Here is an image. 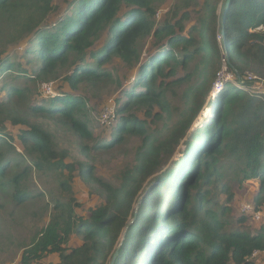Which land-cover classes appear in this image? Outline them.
I'll return each mask as SVG.
<instances>
[{
  "label": "trees",
  "instance_id": "trees-1",
  "mask_svg": "<svg viewBox=\"0 0 264 264\" xmlns=\"http://www.w3.org/2000/svg\"><path fill=\"white\" fill-rule=\"evenodd\" d=\"M158 1L66 0L69 11L56 16L53 0H0V180L14 185L16 209L43 196L20 186L32 169L61 193L50 201L55 214L15 264H109L117 247L114 264H264V219L252 216L264 215V0H229L226 10V0H203L198 23L189 28L185 22L197 0H175L157 25ZM148 36L152 49L141 60L138 43ZM17 49L29 69L12 61ZM224 53L233 78L210 95L209 121L189 132ZM113 57L136 63V72L133 86L116 101L120 118L105 143L93 137L81 95L59 92L32 102L28 88L10 84L54 81L66 70L69 89H98L112 80L104 65ZM195 57L208 78L183 94L185 106L173 125L150 130L162 113L169 119L176 112L166 90L187 80L174 77ZM248 72L263 83L243 80ZM39 119L61 122L84 150L88 142L90 149H110L138 136L135 164L121 171L117 186L104 182L88 162L66 160ZM180 145L181 155L170 160ZM221 156L233 160L241 187L256 185L252 210L236 217L246 230L228 228L233 217L226 203L234 195L221 184ZM74 175L92 195L88 206L74 196ZM210 186L228 192L226 200L217 201Z\"/></svg>",
  "mask_w": 264,
  "mask_h": 264
},
{
  "label": "rangeland",
  "instance_id": "rangeland-1",
  "mask_svg": "<svg viewBox=\"0 0 264 264\" xmlns=\"http://www.w3.org/2000/svg\"><path fill=\"white\" fill-rule=\"evenodd\" d=\"M65 2L66 0H53V3L58 9L56 16L69 11V6H67V3ZM174 2L175 0H160L157 2L155 13H158L159 15L155 16L154 14V19L157 25L161 24L163 20L169 16V10ZM202 4L203 0H197V2L190 8V19L185 22L187 28L198 23L197 18L201 15L200 8L202 7ZM102 39L103 36L101 35L100 38L95 41L94 47H99ZM152 40V37L148 36L139 41L138 49L140 51L141 60H144L148 51L152 49ZM16 51L11 56L12 61H21L22 66L29 69V66L25 65L20 57V50L17 49ZM87 61H91V58L87 57ZM222 61L220 68L212 80L204 105L199 113L200 115L192 122L189 132L201 128L205 120L207 121L211 118L210 106L212 107V105L208 103L210 95L214 96L216 94V91L222 87L221 82L227 77V64L224 58H222ZM104 68L106 72L111 74L112 80H110L106 86H102L98 89L85 85H80L75 90L69 89L67 83L62 79L63 75L66 74V70H64L56 80L52 81V84L55 95L59 94V92H70L76 95L79 94L85 99L87 104V124L93 133V137L97 141L105 143L110 140L112 130L120 118V115L115 110L117 107L116 101L123 96L124 88L133 86L132 80L136 72V63L133 64V66H128L119 57H113L104 65ZM208 76L209 72L202 67L198 57L189 61V65L186 68H179L174 78L187 77V80L182 84L166 90L167 100L171 103L172 107L177 108V110L172 113V116L169 119L167 118V114L162 113L160 119H156L154 123H149L150 130L154 128L155 124L158 127H163L165 124L173 125L180 115L179 112L185 106L183 94L189 87L199 84L202 80L208 78ZM231 79L229 81H231ZM10 84L28 88L27 92L30 94L29 100L32 102H40L42 100L41 98L48 97L41 89V84L39 83L35 85L28 80L19 78L18 80H10ZM255 88L261 89L259 87ZM213 89H215L214 92H212ZM4 96L5 94L1 93L0 99ZM107 107L114 108V118L110 120L111 122L102 123L103 121L100 122L101 112ZM155 110L158 111V108L156 107ZM132 112H135L139 118H143L141 111L135 109ZM38 121L54 134L58 148L65 151L68 155L66 160L88 162L93 167L94 175L104 182L117 186L120 181L119 176L121 171L135 164L134 157L136 147L141 144L138 136H131L121 145L110 149H90L93 142H88L87 146L89 147V150H84L79 144L78 137L61 122L43 119H39ZM15 131L16 130L14 129V132ZM184 148V145H180L178 148L179 151L177 149L178 152L176 151V153L171 156L170 160H176V158L181 155L180 153ZM232 163L233 160L231 158L223 156L219 158L218 163V169L222 173L220 180L221 184L226 183L229 188V193H233L234 195L232 201L226 203L231 211V216L233 217L228 228L246 230L248 224L239 225L236 222V217L240 215L239 207L242 203H249L250 205L254 204L251 194L256 190V185L252 183L254 181H250V184L247 185V187H241L233 175L234 168L230 165ZM21 185L33 194L42 192L43 196L35 199L33 203L26 208L16 209L11 201V196L15 189L14 185H9L8 181L0 180V264L16 263V260L20 257L24 247L31 243V240L38 232V229L45 226L51 220V216L55 214L53 205L50 203L51 198L53 199L61 196L57 183L51 178L44 177L35 169H32L27 178L21 181L20 186ZM72 185L76 187L74 189V196L77 201H82L88 206L92 201V195H90L87 188L79 182L77 175H74ZM210 189L212 192L216 193L215 199H217V201L224 202L226 200L228 192H220L219 188L215 189L214 186H210ZM86 212L85 209L83 214L86 215ZM260 216V219H264L262 212ZM257 256H259V253L253 255V257ZM259 258L262 259L263 257L259 256Z\"/></svg>",
  "mask_w": 264,
  "mask_h": 264
},
{
  "label": "built area",
  "instance_id": "built-area-1",
  "mask_svg": "<svg viewBox=\"0 0 264 264\" xmlns=\"http://www.w3.org/2000/svg\"><path fill=\"white\" fill-rule=\"evenodd\" d=\"M158 15H159L158 13H155V16H158ZM226 73H227V77H225V79H223V80H230L231 78H233V74H232V72H230V70L227 67V65H226ZM243 80H247V81L257 80V81H259L260 78L258 76H256V75L248 72V73H246L243 76ZM260 81L258 82L259 85L263 83L262 80H260ZM40 84H41L40 85L41 89L44 91L45 94H47L46 96L55 95V93L53 92L52 81L41 82ZM259 85L257 87H259ZM218 90L216 91V93L218 92ZM214 91H215V89H213L212 92H214ZM249 91H252V90L249 89ZM115 110H114L113 107L105 108V110L103 112H101L100 122L103 121L102 123H108L111 119L114 118ZM251 210H252V205H250L249 203H242L240 205V207H239L240 213H245L246 214V213H248ZM260 214L261 213L259 211H254L253 215H252L253 216V220H256V221L260 220V218H261Z\"/></svg>",
  "mask_w": 264,
  "mask_h": 264
},
{
  "label": "water",
  "instance_id": "water-1",
  "mask_svg": "<svg viewBox=\"0 0 264 264\" xmlns=\"http://www.w3.org/2000/svg\"><path fill=\"white\" fill-rule=\"evenodd\" d=\"M228 4H229V0H226V2H225V10H226ZM223 58H224L226 64L228 65V64L230 63V62H229V56H228V53H224ZM211 90H212V89H211ZM141 200H142V197L140 198V201H141ZM130 223H131V222H130ZM127 227H128V226H127ZM118 251H119V247H117V248L115 249V251L113 252V254H112L111 258H110L109 264H114L115 258H116L117 254H118Z\"/></svg>",
  "mask_w": 264,
  "mask_h": 264
}]
</instances>
